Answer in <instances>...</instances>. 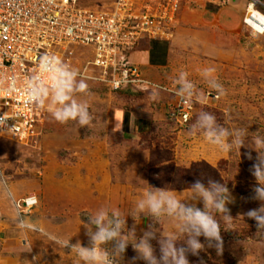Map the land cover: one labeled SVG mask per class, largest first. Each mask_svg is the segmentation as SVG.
<instances>
[{
  "label": "rangeland",
  "instance_id": "1",
  "mask_svg": "<svg viewBox=\"0 0 264 264\" xmlns=\"http://www.w3.org/2000/svg\"><path fill=\"white\" fill-rule=\"evenodd\" d=\"M114 1L77 0V4L107 10ZM240 1L246 6L245 19L252 1ZM256 1L264 9V0ZM213 3L215 0H181L177 21L165 39L172 43L168 65L153 76H144L152 83L149 86L113 91L89 65L93 59L90 50L68 47L73 54L68 56L69 62H63L78 71L90 90L77 93L75 99L89 105L93 122L90 129L79 128L75 122L58 123L45 104L42 120L28 139L0 133V264H81L60 242L71 238L72 243L80 240L87 246L83 222L102 206L130 213L150 187L148 170L155 152L160 156L170 152L174 164L182 168L194 162L209 163L219 170L234 197V203L228 205L234 219L230 226L222 223L229 229H221L222 254L206 247L199 257L188 256L190 264H199L201 259L204 264H264V234H257L255 221L243 216L260 205L248 199L256 182L249 172L253 160L247 154L256 157L255 150L248 147H254V135L264 136V34L248 27L244 19L242 27L231 33H215L205 27L200 14ZM230 4L232 1L221 4L217 0L218 8ZM216 40L218 54L213 57L207 48ZM206 68L214 69L212 76L223 84L225 96L218 97L208 86L202 76ZM181 72L187 73L197 92L191 98L195 109L187 126L170 115L179 100L175 92ZM112 111H125L131 120H146L147 131L112 129ZM201 111L214 114L229 129H248V147L225 152L209 144L203 134L189 135L188 129ZM172 191L181 201L191 197L190 189ZM10 193L16 200H38L23 222ZM197 207L203 208V204L198 202ZM150 223L149 218L137 217L136 222L127 217L129 228L136 225L137 236ZM161 228L166 234L176 232L175 222L167 219ZM200 239L203 243L204 238ZM152 244L159 255L158 243L153 240ZM134 255L129 245L124 264Z\"/></svg>",
  "mask_w": 264,
  "mask_h": 264
},
{
  "label": "clouds",
  "instance_id": "2",
  "mask_svg": "<svg viewBox=\"0 0 264 264\" xmlns=\"http://www.w3.org/2000/svg\"><path fill=\"white\" fill-rule=\"evenodd\" d=\"M213 72L214 69L206 68L202 76L218 97L225 96L226 89L212 76ZM45 77L49 83L45 82ZM5 82L0 79V91H15V78L7 82V88L3 87ZM176 84L175 94L182 100L196 96V86L187 78L186 72L179 74ZM24 90L29 103L41 106L47 104V110L58 123L75 122L79 128L90 129L93 115L89 105L75 99L77 93H89L88 85L79 78L77 70L59 57L41 55L38 68L27 78ZM3 126L4 121H0V127ZM188 134H203L209 144L225 152L233 148L240 152L242 147H248V129H229L207 111L197 115ZM252 143L254 147L248 148L254 149L257 155L255 158L251 152L247 155L249 160H253L249 172L256 183L248 199L259 201L260 205L249 209L243 216L255 221L257 234H264V136L254 135ZM190 190L191 197L181 201L167 187L150 186L127 215L118 209L102 206L88 214L87 221L83 222L87 246L80 240L72 243L71 238L63 239L61 246L75 253L81 264H124L129 245L135 255L127 264H138L140 261L144 264H190L188 256L199 257L206 247L214 248L220 255L223 252L221 229L229 230L222 227V223L230 226L234 219L228 207L234 203V197L226 184L211 178L206 184L200 179L195 180ZM198 202L203 204V208L197 207ZM128 216L136 222L137 217L149 218L151 223L142 231V235L137 236L136 225L131 228L127 226ZM165 219L175 222L176 232L166 234L162 230L161 223ZM201 237L204 238L203 243ZM153 240L159 245V255L152 244ZM199 264H204L202 259Z\"/></svg>",
  "mask_w": 264,
  "mask_h": 264
},
{
  "label": "built area",
  "instance_id": "3",
  "mask_svg": "<svg viewBox=\"0 0 264 264\" xmlns=\"http://www.w3.org/2000/svg\"><path fill=\"white\" fill-rule=\"evenodd\" d=\"M218 1L228 4L233 0ZM251 1L248 12L252 7L262 13L259 3ZM180 9L181 0H115L107 10L82 8L77 0H0V79L6 81L3 87L7 88V82L15 78V91H0V121H4L0 133L21 141L34 135L44 115V105L28 102L24 90L27 78L37 70L43 54L69 62L68 56L73 54L68 51L70 45L92 52L89 65L99 71L100 80L113 91L152 85L129 55L144 39H167ZM45 82L49 83L47 77ZM194 107L191 99L179 97L170 115L179 125L187 126ZM10 195L23 222V216L37 206L38 200H16Z\"/></svg>",
  "mask_w": 264,
  "mask_h": 264
},
{
  "label": "crops",
  "instance_id": "4",
  "mask_svg": "<svg viewBox=\"0 0 264 264\" xmlns=\"http://www.w3.org/2000/svg\"><path fill=\"white\" fill-rule=\"evenodd\" d=\"M216 2V1H215ZM215 6V7H214ZM217 2L208 9H204L199 20L205 27L219 33H231L243 25L244 12L246 6L240 0H233L232 4L217 7ZM172 43L170 40L144 39L140 45L129 55V60L138 66L144 76H153L157 71L166 68L168 65ZM220 52V50H218ZM207 52L213 57H217V40L213 46H208ZM109 125L112 129L124 130L127 133H141L147 131L148 122L144 119L131 120V115L125 111H112L109 113ZM132 125V126H131ZM131 128V129H130Z\"/></svg>",
  "mask_w": 264,
  "mask_h": 264
},
{
  "label": "trees",
  "instance_id": "5",
  "mask_svg": "<svg viewBox=\"0 0 264 264\" xmlns=\"http://www.w3.org/2000/svg\"><path fill=\"white\" fill-rule=\"evenodd\" d=\"M259 10L264 9L259 5ZM166 156L153 153L149 163V185L170 190H189L195 180L200 179L205 184L209 178L224 183L219 170L205 161L191 163L189 168H182L174 164V158L170 152ZM228 187V186H227Z\"/></svg>",
  "mask_w": 264,
  "mask_h": 264
},
{
  "label": "bare ground",
  "instance_id": "6",
  "mask_svg": "<svg viewBox=\"0 0 264 264\" xmlns=\"http://www.w3.org/2000/svg\"><path fill=\"white\" fill-rule=\"evenodd\" d=\"M248 13L249 14L246 16V19H245L247 24L254 27L255 30L258 33H260L261 29L264 28V15L252 7ZM251 14H252V16H251Z\"/></svg>",
  "mask_w": 264,
  "mask_h": 264
}]
</instances>
